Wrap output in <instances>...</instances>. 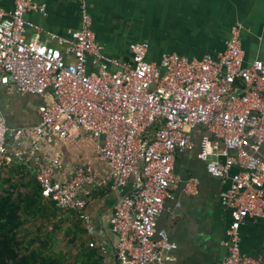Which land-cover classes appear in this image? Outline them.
Returning a JSON list of instances; mask_svg holds the SVG:
<instances>
[{
  "label": "built area",
  "instance_id": "2783aa9c",
  "mask_svg": "<svg viewBox=\"0 0 264 264\" xmlns=\"http://www.w3.org/2000/svg\"><path fill=\"white\" fill-rule=\"evenodd\" d=\"M78 1L80 27L53 37L67 47L72 62L57 47L26 39L25 27H37L24 14L41 6L13 0L10 11L0 8V88L19 95L51 93L38 106L33 126L8 127L0 113V169L33 164L41 195L59 209H74L87 223L93 172L78 165L67 181L58 182L53 179L58 158L39 165L38 153L42 143L73 132L101 140L106 183L120 191L128 186L109 218L117 264H165L166 251L175 244L156 228V219L176 181L174 155L191 149V132L202 127L223 145V160L207 161L208 173L230 177L221 193L231 215L222 264H264V257L238 249L243 220L264 217V63L244 65L240 25H232L224 51L215 58L164 53L154 62L147 59L148 43L137 41L129 45L130 61H121L105 55L91 29L86 0ZM195 185L192 179L186 191L194 193Z\"/></svg>",
  "mask_w": 264,
  "mask_h": 264
},
{
  "label": "crops",
  "instance_id": "0c3cea01",
  "mask_svg": "<svg viewBox=\"0 0 264 264\" xmlns=\"http://www.w3.org/2000/svg\"><path fill=\"white\" fill-rule=\"evenodd\" d=\"M33 1L42 10L24 14L37 27H25L26 39L53 45L60 49L65 61L72 62L67 47L53 37L67 36L68 31L80 27L79 1ZM86 5L95 40L105 55L121 61H130L129 45L137 41L148 43L147 59L154 62L164 53L189 59H200L205 54L215 58L224 51L232 25L238 23L244 65L253 60L264 63V0H86ZM0 8L10 11L13 0H0ZM50 98V91L40 97L6 93L0 88V113L8 127L33 126L39 121L38 106ZM191 140V149L174 155L176 181L157 216L156 228L163 229L175 244L174 249L166 251L170 258L165 264H222L227 254L225 230L231 215L230 209L221 203V193L229 187L230 177L212 176L206 163L223 160V145L202 127L193 128ZM100 143L88 134L73 132L69 138L54 136L40 145L39 165L55 157L59 160L54 180L67 181L78 165L93 172L94 186L85 207L89 222H77L73 212L55 209L51 202L41 198L37 206L25 211L26 221L18 232L21 246L36 247L42 241L53 252L66 251L69 257L84 261L85 256H79L81 249L92 241L93 260L87 264H117L116 236L110 230L109 218L114 203L128 186L120 191L106 183L108 169L99 158ZM261 152L264 154V147ZM34 167L9 165L0 170V182L6 178L25 182L33 177ZM235 171L236 167H232L230 173ZM192 179L196 180L194 193L186 191ZM238 249L248 256L264 257V217L243 220Z\"/></svg>",
  "mask_w": 264,
  "mask_h": 264
},
{
  "label": "trees",
  "instance_id": "16d2710c",
  "mask_svg": "<svg viewBox=\"0 0 264 264\" xmlns=\"http://www.w3.org/2000/svg\"><path fill=\"white\" fill-rule=\"evenodd\" d=\"M15 165L20 168L22 166ZM41 198L44 197L34 175L25 182L12 178L0 182V264H87L88 260H93V246H89V243L81 249L79 255L85 256L84 261L69 257L66 251L53 252L42 241L36 247L32 244L28 247L20 245L18 232L26 221L25 211L30 210H26L27 208L37 206ZM51 203L55 209H59L53 202ZM69 211L73 212L74 219L79 222L76 211L74 209ZM70 240L73 241V238Z\"/></svg>",
  "mask_w": 264,
  "mask_h": 264
}]
</instances>
